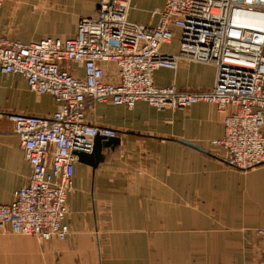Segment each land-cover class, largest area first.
<instances>
[{
	"label": "crops",
	"instance_id": "obj_1",
	"mask_svg": "<svg viewBox=\"0 0 264 264\" xmlns=\"http://www.w3.org/2000/svg\"><path fill=\"white\" fill-rule=\"evenodd\" d=\"M97 2L2 0L0 36L24 44L71 39ZM165 3L131 0L128 21L154 26L152 12ZM178 39L174 32L160 52L178 54ZM214 79L215 69L200 63L153 73L155 87L180 92L207 91ZM56 107L51 97L32 93L22 77L0 75V113L43 117ZM222 119L204 103L161 112L143 102L132 110L95 104L87 123L114 129L119 144L101 149L95 169L76 164L67 196L69 237L44 243L7 230L0 234V264H257L264 248L256 233L264 229V165L241 179L221 163L222 150L212 142L223 136ZM30 172L11 124L1 119L0 205L11 203Z\"/></svg>",
	"mask_w": 264,
	"mask_h": 264
},
{
	"label": "built area",
	"instance_id": "obj_2",
	"mask_svg": "<svg viewBox=\"0 0 264 264\" xmlns=\"http://www.w3.org/2000/svg\"><path fill=\"white\" fill-rule=\"evenodd\" d=\"M130 2L98 0L71 39L24 44L0 36V75L22 77L32 93L57 104L43 117L0 113L31 170L11 203L0 205V234L44 243L69 237L75 154H90L96 137L116 138L114 129L87 123L98 103L132 110L143 102L158 112L208 104L223 116V136L212 142L221 161L240 171L264 164V0H166L152 12L154 26L129 22ZM174 32L179 52L163 55ZM181 63L212 66L213 86L202 92L154 86L156 70L175 71ZM256 233L264 238V229ZM257 264H264V248Z\"/></svg>",
	"mask_w": 264,
	"mask_h": 264
},
{
	"label": "water",
	"instance_id": "obj_3",
	"mask_svg": "<svg viewBox=\"0 0 264 264\" xmlns=\"http://www.w3.org/2000/svg\"><path fill=\"white\" fill-rule=\"evenodd\" d=\"M97 8V6H96ZM181 144L189 146L191 148L199 150V148L195 145L189 144L186 141H180ZM119 144V140L117 138L113 139H104L101 137H96L93 140V146L90 154L84 153H76V157L78 163L89 166L92 169H95L98 166L100 160V153L102 148H111L113 149Z\"/></svg>",
	"mask_w": 264,
	"mask_h": 264
},
{
	"label": "rangeland",
	"instance_id": "obj_4",
	"mask_svg": "<svg viewBox=\"0 0 264 264\" xmlns=\"http://www.w3.org/2000/svg\"><path fill=\"white\" fill-rule=\"evenodd\" d=\"M1 2H2V0H1ZM47 5V4H46ZM42 6H44V5H42ZM42 6H40V4H37L36 5V7L37 8H43ZM48 6V5H47ZM48 7H50V6H48ZM44 8H46V6H44ZM35 10V9H34ZM213 145V144H212ZM214 146V145H213ZM220 159H221V156H220ZM221 163H223L222 161H221ZM224 164V163H223ZM264 164H262V165H260V166H263ZM260 166H257V167H260ZM257 167H255V168H257ZM229 168V167H228ZM255 168H251V169H249V170H242V171H240V170H236V169H233V168H230V169H233L237 174H239V176H240V178L241 179H244V177L245 176H248V174L251 172L250 170H252V169H255ZM260 237V236H259Z\"/></svg>",
	"mask_w": 264,
	"mask_h": 264
}]
</instances>
